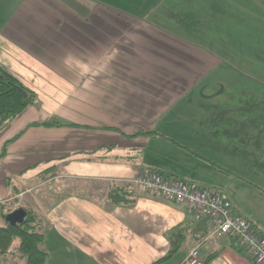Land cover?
I'll use <instances>...</instances> for the list:
<instances>
[{
    "label": "crops",
    "instance_id": "obj_1",
    "mask_svg": "<svg viewBox=\"0 0 264 264\" xmlns=\"http://www.w3.org/2000/svg\"><path fill=\"white\" fill-rule=\"evenodd\" d=\"M214 3L0 0V65L36 94L0 127V202L36 215L44 264H179L194 247L214 253L206 264H255L211 220L132 182L156 170L215 185L264 238V200L215 180L264 190V63L214 47L229 42L209 23L234 12ZM113 186L135 203L111 205ZM179 225L180 249L157 261Z\"/></svg>",
    "mask_w": 264,
    "mask_h": 264
},
{
    "label": "trees",
    "instance_id": "obj_2",
    "mask_svg": "<svg viewBox=\"0 0 264 264\" xmlns=\"http://www.w3.org/2000/svg\"><path fill=\"white\" fill-rule=\"evenodd\" d=\"M35 100V92L0 65V127L17 116L25 107L34 103ZM108 198L109 203L113 206H131L136 200V197L128 193L125 187L118 186L111 188ZM13 203V201L0 202V217L3 219L0 223V257L4 253L16 254L21 258V261L14 264H44L47 253L41 248L43 232L36 215L23 208L26 213L21 222L10 224L4 219L6 213L13 210ZM197 214L199 217L209 220L207 216L198 212ZM186 232L187 228L184 225L169 230L167 238L170 248L167 254L157 261L168 259L176 253L186 238ZM15 241L17 243L13 246ZM238 249L243 250L242 248ZM213 255L214 253L209 254L203 260V264H206Z\"/></svg>",
    "mask_w": 264,
    "mask_h": 264
},
{
    "label": "built area",
    "instance_id": "obj_3",
    "mask_svg": "<svg viewBox=\"0 0 264 264\" xmlns=\"http://www.w3.org/2000/svg\"><path fill=\"white\" fill-rule=\"evenodd\" d=\"M132 182L152 194L183 202L190 210L207 216L219 236H229L235 248H242L255 264H264V238L234 211L231 202L215 188L194 181L163 180L156 170L141 173ZM179 264H203L198 248H192Z\"/></svg>",
    "mask_w": 264,
    "mask_h": 264
},
{
    "label": "rangeland",
    "instance_id": "obj_4",
    "mask_svg": "<svg viewBox=\"0 0 264 264\" xmlns=\"http://www.w3.org/2000/svg\"><path fill=\"white\" fill-rule=\"evenodd\" d=\"M213 7L220 16L221 14L218 11H234L232 16L227 15V20H223L226 22L215 18L209 23L213 26L212 31L214 34L221 35L220 37H223L229 42L226 45H215L214 47L237 50L242 53L251 52L254 54H262L261 62L264 63V0H219V3H214ZM229 7L233 9H229ZM238 176H228L220 173L218 175L219 178H215V180L218 183L232 185L235 191L242 192L240 195H243L244 198L247 197L248 200H264L263 189H260L259 186H255L254 184L250 185L252 183L249 184L242 181L245 185H248L245 186L239 181ZM263 177L264 174H261V181L264 184ZM212 187L216 186L214 185ZM18 204V206H21L23 203L22 201H18ZM16 243L15 241L13 246Z\"/></svg>",
    "mask_w": 264,
    "mask_h": 264
},
{
    "label": "water",
    "instance_id": "obj_5",
    "mask_svg": "<svg viewBox=\"0 0 264 264\" xmlns=\"http://www.w3.org/2000/svg\"><path fill=\"white\" fill-rule=\"evenodd\" d=\"M25 213L26 212L22 207H18L6 213L4 219L8 221L10 224H16L23 220Z\"/></svg>",
    "mask_w": 264,
    "mask_h": 264
}]
</instances>
